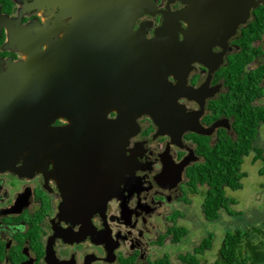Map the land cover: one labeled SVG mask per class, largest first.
Masks as SVG:
<instances>
[{"label":"flooded vegetation","instance_id":"flooded-vegetation-1","mask_svg":"<svg viewBox=\"0 0 264 264\" xmlns=\"http://www.w3.org/2000/svg\"><path fill=\"white\" fill-rule=\"evenodd\" d=\"M165 24L174 42L185 43L183 50L168 51V61L183 67L185 75L177 76L185 81L184 92L196 99L183 96V90L171 96L206 134L186 128L173 143L155 121L158 116L178 129L176 112L160 109L164 116L155 113V118L134 113V133L122 150L125 160L113 171L92 161L76 141L78 134L94 131V123L87 121L72 139L69 134L62 140L70 144L34 139L38 144L28 145L29 153L14 161L11 171V92L16 84L89 87L98 74L102 83L125 87L130 79L123 81L124 74L139 67L137 38L150 41ZM126 27L132 35L128 42L119 33ZM16 28L24 30L22 35L14 34ZM30 48L38 53L32 64L25 51ZM166 82L174 84L175 78L167 75ZM136 102L130 101L125 111L138 112ZM241 106L252 113L264 109V0H0V264H156L171 259L168 250H181L187 241L186 223L193 219L186 218L197 198L203 212L210 186L197 177L209 173L204 166L208 158L227 154L224 146L240 155L242 173L246 158H255L256 150L239 154L245 133L235 120ZM116 115L109 111L104 120ZM67 126L59 116L49 127L52 132ZM254 129L252 141L264 153L257 142L264 116ZM33 131L42 135V130ZM109 155L110 150L103 151L99 158L107 161ZM185 159L187 165L178 169ZM191 215L197 219L196 211ZM178 230L184 235L175 242Z\"/></svg>","mask_w":264,"mask_h":264},{"label":"water","instance_id":"water-1","mask_svg":"<svg viewBox=\"0 0 264 264\" xmlns=\"http://www.w3.org/2000/svg\"><path fill=\"white\" fill-rule=\"evenodd\" d=\"M96 24L98 23L96 22ZM168 26L169 24L163 25L156 32L155 38L150 41L137 38L136 47L139 56L135 59L139 67L137 69L135 64L134 71L130 69L132 73L126 72L124 74L122 77L123 81L125 77L130 79L125 87L124 85L122 87L107 85L104 81L102 83L98 79V74L95 85L93 84L89 87L65 88L48 84L30 86L27 82L26 84L23 83V85L16 84L14 92H11V171L16 170L14 161L18 160L22 155L26 157L29 153L30 149L27 146L38 144L34 139L41 140L42 138L51 137L55 139L54 143H58V139L62 141L69 134H71L69 137L72 139L73 131L79 130L81 125L85 128L87 121L94 123V131L86 135L78 134L80 141L77 139L76 141L88 153L86 155L92 154V157L90 156L92 161H95L97 165H100L101 161L110 166L113 171H117L119 163L125 160L122 150L125 148L127 140L134 133L135 122L132 119L134 113L148 112L152 118H155V113L164 116L161 114L160 109L176 112L178 115L174 117L177 118L176 126H179L178 129L173 127V130L169 120H162L158 116H156L157 121H155L160 128H164L161 133L169 135L173 143H176L175 140L181 137V133L186 128L199 134H206L207 132L198 128V123L193 120L192 116H189L186 109L176 103L175 97L171 96L173 92L183 90V96L185 95L188 99H196L184 92L186 90L185 81L177 76L185 73L182 72L183 67L171 65L168 61V51L170 49L183 50L185 44L184 41L178 43L170 38ZM18 29H15L14 34L22 35L24 30ZM119 33H122L121 36L124 41L128 42L131 39L132 35H130L127 27ZM96 40L100 42L97 37ZM102 43H104V40ZM126 47L130 48V45L120 48ZM32 48L25 50L31 64L36 62L35 57L38 55ZM60 48L56 45V49ZM102 50L106 51V49ZM105 56V54H102V58H99V60ZM54 58H57V55ZM153 60L155 62L151 66ZM25 63L27 65L24 66L31 65L27 62ZM130 64L132 65L133 63L130 62ZM37 66L41 67L38 64ZM37 66L35 65V67ZM17 68L21 69V66H15V69ZM174 70L176 73L173 72ZM149 72H151L152 78ZM167 75H172L175 78L174 84L166 82ZM44 90L46 93H44ZM121 92H124L123 97H120ZM68 95L71 97L67 98ZM40 97L41 99H38ZM130 101H137L136 103L140 105L138 112L125 111L124 107ZM81 110L83 111L80 112ZM109 111L117 113L116 117L110 122L104 120ZM59 116L67 120L68 126L61 129L55 128L50 132V123H52L54 117L58 118ZM176 120H173V124ZM193 122L196 124H193ZM37 129L42 130V135L33 131ZM62 144H70V142L62 141ZM109 150L110 155L107 161L99 158L100 153ZM2 153L0 152V155ZM187 163V159L183 160L178 169H182ZM112 180L114 181L113 176Z\"/></svg>","mask_w":264,"mask_h":264},{"label":"trees","instance_id":"trees-1","mask_svg":"<svg viewBox=\"0 0 264 264\" xmlns=\"http://www.w3.org/2000/svg\"><path fill=\"white\" fill-rule=\"evenodd\" d=\"M232 111V110H231ZM230 111V112H231ZM236 121V126L240 128L245 135H240L239 139V154L246 155L252 150L255 151V160L261 159L264 166V153L257 144L253 143L255 137V127L260 116H264V109H257L254 113L247 109V106H241ZM251 143L254 146H251ZM223 151L227 154L218 158L214 153L208 158V162L204 164L206 171H201V177L197 179L205 181L209 184L210 189L206 193V200L203 204V214L207 221L213 222L219 219L220 212L225 211L228 214L237 217V214L231 210V205L236 204V201L226 195L225 190L232 191L241 188V180L245 177V173L239 171L242 159L238 158L223 146ZM264 169V167H263ZM264 173V170H261ZM205 176V177H204ZM241 220H239L240 222ZM240 226L227 232L221 243L218 251V257L213 263L201 262L199 256L211 248V234L204 238L199 244L194 247L192 253L179 254V260L182 264H264V244L255 243L257 235L260 234V229L254 227L252 223L246 220L241 221ZM175 242L181 239L184 231L175 232ZM156 264H173L169 257H164L157 261Z\"/></svg>","mask_w":264,"mask_h":264},{"label":"rangeland","instance_id":"rangeland-1","mask_svg":"<svg viewBox=\"0 0 264 264\" xmlns=\"http://www.w3.org/2000/svg\"><path fill=\"white\" fill-rule=\"evenodd\" d=\"M260 145H264V130H261L260 137L257 141ZM263 163L261 160L254 161L253 156L246 158L242 165V171L246 174L241 180V188L235 191L230 189L226 190L228 197L233 198L236 204L231 205V210L237 214V217L228 214L225 211L220 212V217L216 221L209 222L205 219L203 212L198 207L199 199L195 201V206L189 207V216L186 219H193V221H187L186 228L188 234L185 236V241L181 250L179 247L176 251L174 248L168 250L170 258L175 264H182L178 255L184 253H192L194 247H196L201 240L207 238L208 234H211V248L205 251L199 256L201 262L213 263L218 257V251L221 247V243L227 232L234 230L236 226L241 225V221L246 220L248 223H252L254 227L260 229V234L257 235L255 243L264 244V173H261L263 169ZM202 192V191H201ZM201 196V195H199ZM142 213L146 212L140 210ZM193 211L197 213V219H194ZM130 220V218H129ZM128 220V221H129ZM239 220H241L239 222ZM167 253V251H165ZM158 256L161 254H157Z\"/></svg>","mask_w":264,"mask_h":264}]
</instances>
